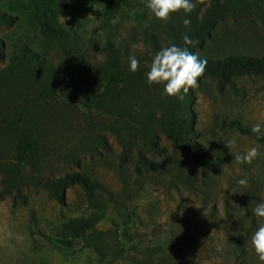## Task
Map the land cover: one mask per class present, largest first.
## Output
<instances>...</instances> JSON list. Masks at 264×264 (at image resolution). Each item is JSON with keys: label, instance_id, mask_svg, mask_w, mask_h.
I'll return each instance as SVG.
<instances>
[{"label": "rangeland", "instance_id": "rangeland-1", "mask_svg": "<svg viewBox=\"0 0 264 264\" xmlns=\"http://www.w3.org/2000/svg\"><path fill=\"white\" fill-rule=\"evenodd\" d=\"M28 1L0 0V11L15 17L0 25L5 55L27 43L55 64L66 56L75 61L76 56L42 34ZM133 8L135 15H129ZM61 22L81 36L82 46L76 48L86 70L110 56L128 66V56L135 55L143 69L133 79L132 91L138 94V109L148 108L155 116L136 113L129 118L132 125H126L98 104L90 112L86 104L101 103L105 96L86 104L79 97L70 107L50 100L48 109L56 121L48 138L40 136L46 162L23 165L24 183L12 190L4 187L0 171V264H257L249 237L257 226L251 209L264 199V156L251 164L234 160L203 177L191 155L176 149L163 127L166 96L145 82L152 57L169 46L166 26H184L182 13L160 21L141 0H93ZM220 26L230 36L218 51L263 52L264 29L257 16L229 19ZM214 46L207 43L209 50ZM5 55L0 69L8 62ZM191 94V125L196 141L209 153L237 154L254 144L264 152L263 144L229 125L233 119L250 127L264 123V74L234 77L222 91L203 74ZM107 98L103 107L114 97ZM229 139L235 140L230 149L225 144ZM140 153L157 161L159 171L136 173ZM69 171L88 173L107 191L88 200L80 186H70L66 202L59 203L41 181ZM241 177L248 179L247 185L236 183ZM82 218L94 221L93 229L105 235L100 238L89 229L76 237L68 225Z\"/></svg>", "mask_w": 264, "mask_h": 264}, {"label": "trees", "instance_id": "trees-1", "mask_svg": "<svg viewBox=\"0 0 264 264\" xmlns=\"http://www.w3.org/2000/svg\"><path fill=\"white\" fill-rule=\"evenodd\" d=\"M91 1L29 0L27 3L42 34L54 41L66 54L76 56L75 61L73 57L66 56L62 62L55 64L27 43L5 55V46L0 40V60L4 55L8 58L7 64L0 69V171L7 190L19 188L24 183L26 177L21 174L23 165L35 167L46 162L41 137L48 138V130L51 131L56 121L48 109L50 100L57 101L63 107H70L77 103L79 97L86 98L84 104L88 103L87 99L97 102L104 96V101L107 97H114L107 105L104 103V107L103 100L101 103L98 101L86 105L93 112L94 104H98L101 111L115 116L126 125H132L129 118L135 117L136 113L140 115L145 112L146 115L155 116L148 108L144 111L138 109V94L132 91L133 79L143 67L131 73L127 65L119 64L112 56L92 70L83 67L77 49L82 46L81 36L72 29L64 28L61 18L77 16ZM192 3L190 13L181 12L182 19L185 15L190 19V25L185 27L179 23H169L166 26L169 45L175 43L185 46L182 37L187 33L195 41L193 45L187 46L189 51L207 60L203 74L214 79L220 91L234 77L264 74V50L259 53L218 51L230 36L227 28H221L220 25L229 19L252 14L260 19L264 29V0H195ZM14 19V16L0 11V25L10 24ZM208 42L214 43L213 50L208 49ZM157 86L162 91V86L155 85V88ZM191 97V89L183 100L166 97L167 115L161 118V122L171 134L175 148L191 155L200 174L206 177L211 173H219L224 166L231 164L236 153L229 151L213 155L196 141L198 133L191 125ZM229 125L241 135L264 145V138H257L250 131L251 127L240 119H233ZM159 169L157 161L142 153L134 161V171L138 174ZM260 181L264 185V177ZM41 182L43 188L61 204L66 202V189L70 186H80L88 200H92L98 191H107L100 181L83 171L65 172L47 177ZM19 196L18 190L13 197L17 199ZM68 228L76 237H84L89 229L100 238L105 235L93 229L94 221L91 219H74Z\"/></svg>", "mask_w": 264, "mask_h": 264}, {"label": "clouds", "instance_id": "clouds-1", "mask_svg": "<svg viewBox=\"0 0 264 264\" xmlns=\"http://www.w3.org/2000/svg\"><path fill=\"white\" fill-rule=\"evenodd\" d=\"M144 8L148 10L152 17L160 21H167L173 13H190L193 8L192 0H141ZM136 9L129 10V15H135ZM185 27L190 25L191 21L187 16L182 19ZM183 44L181 47L173 43L167 47H162L152 57L147 65V71L144 73L145 82L148 85L162 86V96L174 97L177 100H183L190 89L198 86V78L204 73L207 60L198 57L194 52L189 51L187 46L193 45L195 41L187 34H183ZM140 60L135 55L128 56V71L135 73L140 68ZM81 109L87 111L85 105H80ZM250 131L257 138H264V123L257 122L252 125ZM230 149L234 144V139H229L225 143ZM264 156L260 151V146L254 144L242 153L235 155V160L251 164L253 160ZM246 177L237 179L236 183L245 186L248 184ZM253 216L257 218L256 229L249 237L251 248L255 254L257 264H264V199L256 203L251 209Z\"/></svg>", "mask_w": 264, "mask_h": 264}]
</instances>
